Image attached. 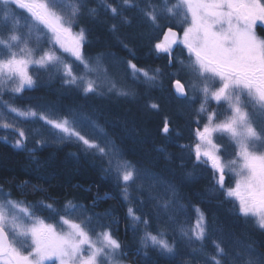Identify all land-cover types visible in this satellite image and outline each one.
Masks as SVG:
<instances>
[{"label": "snow or ice", "instance_id": "6c2138e0", "mask_svg": "<svg viewBox=\"0 0 264 264\" xmlns=\"http://www.w3.org/2000/svg\"><path fill=\"white\" fill-rule=\"evenodd\" d=\"M0 3L6 9L11 6V11L3 13L4 20L11 21L10 34L0 38L3 49L0 52V104L25 120H43L57 131L61 142H75L83 155L99 160L102 178L115 187L127 205L125 230L139 234L140 246L132 249L114 236L113 226L119 224L114 209L88 214L101 201L114 198L109 192L101 194L99 186L90 205L68 200L61 207H55V201L12 199L11 193L4 192L0 186V264H45V261L52 264L57 261L59 264H123L130 255L136 257L141 248L149 247L157 249L161 257L171 258L178 254L176 235L190 244L199 242L201 247L192 251H203V242L209 234L207 216L198 206H194V226L189 227L179 219L186 205L174 181L139 161L127 159L121 144L89 112L70 109L67 115L50 118L45 112L25 111L4 101V95L15 98L37 87L38 80L30 74V66L48 71L49 79H58L62 90L77 89L85 98L89 94H106L99 80L89 79L105 59L117 70H130L134 80L151 87H163L166 77L181 72L195 77L200 82L199 87L191 79L188 81L189 89L198 93L200 100L193 121L197 124L195 143L191 146L195 167L202 165L210 170L216 192L225 199L234 198L238 202L234 205L236 214L254 218V227L264 233V129L256 124L257 117L264 118V36L258 35V30L264 31V0H175L174 3L172 0H148L140 11L151 29L150 51L156 58L165 59L163 68L152 69L133 62L137 59L136 48L130 44H135L137 37L116 35L119 30L115 23L111 25V32L118 46L132 59L111 51L95 57L86 54L90 41L80 17L85 10L92 16L98 13L97 8L87 7V0H0ZM124 6L139 7L133 0H119L118 5L100 0V7L130 24L123 15ZM17 12L30 22L28 38L15 34ZM33 27L36 44L29 47ZM178 27L182 31H178ZM181 46L187 50V61L174 56L176 48ZM77 67L82 71L78 73ZM103 71L108 74L107 67ZM172 84L178 100L189 99L179 79ZM107 93L123 97L136 95L132 89L118 86L115 79L110 81ZM213 101L217 104L214 109L210 108ZM148 107L157 109L159 106L149 103ZM0 128L15 134L14 140L7 135L0 136V140L28 152L37 168L41 166L35 152L37 146L49 143L46 139L36 140L29 148L26 130L7 122L2 112ZM162 131L170 132L168 118L164 120ZM218 136L231 141V159L226 158ZM159 151L163 154L166 149ZM229 174L234 178L233 186L228 184ZM187 176L191 178L193 173L188 172ZM28 183L22 182L21 187ZM133 186L140 204H149L157 217L161 212L167 216V222L157 227L155 233L150 230L151 216L137 214L131 197ZM33 190L44 191L38 185ZM87 191L91 192V187ZM37 212H46L47 216L41 218ZM168 223L174 227L169 229ZM170 231L173 233L171 241L167 238ZM213 244L218 255L228 257V264H264V252L254 244L235 254L215 240ZM211 259L213 264H221L215 256ZM139 264L149 262L141 257ZM150 264H159V261L153 260Z\"/></svg>", "mask_w": 264, "mask_h": 264}, {"label": "trees", "instance_id": "16d2710c", "mask_svg": "<svg viewBox=\"0 0 264 264\" xmlns=\"http://www.w3.org/2000/svg\"><path fill=\"white\" fill-rule=\"evenodd\" d=\"M108 2L119 4V0H108ZM147 2L148 0H133V3L139 7L124 6L123 15L130 21V24H125L121 17H115L111 12L100 7V0H87V7L97 8L98 13L92 16L85 10L84 15L80 17L81 26L88 30L90 41L86 45V54L93 57L99 53L111 51L125 59H132L118 46L111 32V25L115 23L119 30L116 35L137 37L135 44H130V47L136 48L137 59L133 60L134 63L149 69L163 68L165 59L156 58V55L150 51L151 44L148 37L151 29L140 11V8L146 7ZM5 11H11V6L6 9L0 3L1 37H7L10 34L11 21L4 20ZM16 20L15 34L28 38L30 22L19 12L16 14ZM35 32L36 29L33 27L29 43L31 47H35L36 44ZM103 63L111 74L113 73L112 75H117L123 80H131L129 89L136 93L134 97L89 94L85 98L77 89L62 90L58 79H49L48 71L32 67L31 74L38 80L37 87L17 94L15 98L6 95L3 100L25 111L33 109L37 112H45L50 118L67 115L70 109L89 112L109 135L121 144L127 159L139 161L174 181L184 198L182 202L186 205L179 217L181 221L186 222L189 227L194 226L196 221L194 206H198L206 214L209 234L203 242V251H192L193 248L201 247L199 242L190 244L186 239L176 235L178 254L175 257H161L155 248H141L138 256H129L132 263L139 264L142 257L149 264L153 260H158L159 264H170V262L171 264H213L211 257L215 256L217 260H221V264H228V257L216 253L213 240L233 254L237 250L245 249L249 244H254L260 252H264V233L254 227V219L237 215L234 207L236 203L231 198L225 199L212 187L211 171L202 165L195 167L194 158L191 156V146L195 141L194 129L197 127L193 121L196 110L200 106L198 94L193 99L178 100L172 87L176 76L166 77L163 87H151L134 80L129 70L128 72L123 69L117 70L106 59ZM149 103H156L159 107L149 108ZM53 105L55 107L51 108ZM212 105L213 102L210 108ZM0 112L5 114L7 122L15 123L26 130L30 141L29 148L34 146L36 140L46 139L49 142L36 147L35 155L41 161V166L37 168L28 152L15 149L11 144L0 140V186L3 187L4 192H10L11 198L16 200L33 202L44 200L47 203L55 201V207H61L68 200L90 205L91 198L99 186L101 194L109 192L114 198L101 201L88 214L114 209L119 218V224L113 226L114 236L132 249L140 247L139 234L134 235L131 230H125V225L128 223L125 219L127 205L120 198L115 187L102 178L99 160L94 161L91 157L83 155L81 148L74 142H61L57 131L52 130L39 118L25 120L15 113L8 112L2 104H0ZM165 118L169 120L168 134L162 131ZM4 135H7L10 140L15 138L14 133L0 128V136ZM161 148L166 149V152L161 154L159 151ZM150 160L152 163H149ZM188 172L193 173L191 178L187 176ZM24 181L29 183L22 188L21 184ZM37 185L44 191H34L33 187ZM89 187L92 189L91 192L87 191ZM131 197L137 214L151 216L150 230L153 233L157 227L167 222V216L163 212L157 217L149 204L139 203L136 199L135 186H133ZM37 215L45 218L47 213L37 212ZM46 222L53 223L54 220H46ZM168 227L171 229L174 226L168 223ZM99 230L97 228V231ZM167 238L170 241L173 239L171 231ZM127 250L126 248L125 251Z\"/></svg>", "mask_w": 264, "mask_h": 264}, {"label": "rangeland", "instance_id": "374dc122", "mask_svg": "<svg viewBox=\"0 0 264 264\" xmlns=\"http://www.w3.org/2000/svg\"><path fill=\"white\" fill-rule=\"evenodd\" d=\"M172 2L174 3L175 0H172ZM178 23H179V21H177V24ZM177 30L178 31H182V29H180L179 27L177 28ZM74 31H77V30L74 29ZM262 33H264V31L258 30V35L264 36ZM0 38H6V37H1L0 36ZM29 47H31L30 44H29ZM2 51H3L2 46H0V52H2ZM174 56L177 57L178 59L187 61V58H188L187 50L184 49L183 46L178 47V48H176V50L174 52ZM93 57H95V56H93ZM32 67H36V66H30L29 67L30 74H31V68ZM105 67L106 66L104 65L103 62H102V64L97 65L96 66L97 71L92 76L89 77V79H91L93 81L99 80V82H100V84L102 86L101 87V90L102 91H104L108 95L109 94H114V93H107V88L110 86V81L113 80V79H115L117 81L118 86H124L126 88H130L129 87V85H130L129 83H130L131 80H127V79L126 80H123V79H121V77H119L117 75H112L113 73L111 74V71L109 69H108V74L106 75L104 73V71H103V69ZM76 71L79 73L80 71H82V69L79 68V67H77ZM176 79H179L181 81V83L184 84L186 91H188L189 98L193 99L196 96V94H198L194 90L189 89V84H188V81L191 79L195 83L196 87H199L200 86V82L199 81H196L195 80V77L190 76V74H188V73L181 72L179 75H176ZM176 79H174V80H176ZM4 96H6V95H4ZM216 106H217L216 102L213 101L212 108L214 109ZM256 124H257V126H258L259 129H264V118L257 117ZM52 130L56 131L53 128H52ZM217 139L224 146V152H225L226 158L231 159L232 158V153H233V146H232L231 141L227 137H220V136H218ZM194 143H195V141H194ZM228 184H229V186H233L234 185V178L231 177V174H229ZM12 199H14V198H12ZM231 199L235 203H238V202H236L234 200V198H231ZM115 259H120V258L119 257H116ZM45 264H52V262L51 261H45ZM56 264H59V262L57 261ZM123 264H133V263L130 260V258L128 257V259L125 260L123 262Z\"/></svg>", "mask_w": 264, "mask_h": 264}]
</instances>
